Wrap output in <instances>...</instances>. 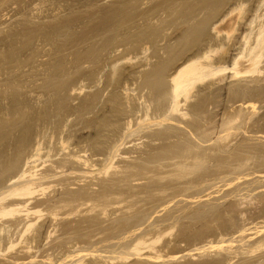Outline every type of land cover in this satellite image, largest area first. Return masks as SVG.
<instances>
[{
  "label": "rangeland",
  "instance_id": "rangeland-1",
  "mask_svg": "<svg viewBox=\"0 0 264 264\" xmlns=\"http://www.w3.org/2000/svg\"><path fill=\"white\" fill-rule=\"evenodd\" d=\"M239 6L245 10L232 45H226L229 54L225 64H231L240 53L245 35H250L253 42L264 22V0H0V180L6 185L0 186V194L12 185L8 179L11 174L29 169L30 163V168L34 166L39 174H50L44 179V186L32 195L42 209L32 229L38 232L41 228L35 232L37 247L28 255L22 253L26 252L21 249L22 244L12 249L4 246L1 264H264V99L253 100L257 106L260 104L256 111L248 103L230 101V90L236 81L231 69L206 80L205 83L211 82L220 89L221 103L204 105L202 119L211 115L213 123L202 126L205 138L197 140L209 156H205L201 172L192 174V183H179L178 177L189 178H183L187 174L181 169L177 172L172 154L167 153L171 157L167 167L158 160L165 157L161 154L164 145L148 136L157 126H150L148 121L139 124L148 107L152 111L162 103L163 92L170 85L166 75L169 67L186 54L203 50L217 38L215 23ZM261 67L264 73V58ZM251 80L245 81L253 83ZM196 94L192 103L199 101L204 92ZM215 107L219 109L214 110ZM238 112L241 116L236 125L240 128L227 131L225 121ZM185 128L191 137V130ZM62 138L71 141L70 149H62ZM115 146L120 151L113 163L121 168L117 166L101 174V185H90V198L96 202L67 216L78 208V202L75 207L70 204L64 208L63 203L57 206L55 196L63 188L68 198H74L69 189L78 188L75 178L79 176L68 174L62 177L68 181L63 187L55 184V161L68 160V153H76L80 147H91L87 155L96 153L94 160H104L112 151L117 154ZM243 146L254 153L247 149L246 153ZM102 150L105 151L101 154ZM96 174L89 176L86 183ZM71 183H75V188ZM19 200L12 197L8 202ZM258 203L256 208L254 204ZM231 204H239V208L231 212L227 208ZM93 206L97 208L90 210ZM181 207L187 216L181 223L187 221V225L183 228L178 222L174 229L172 223L177 216H184ZM194 210L202 211L203 216H193ZM55 211L65 214L57 220ZM166 213L173 214L171 220L161 222ZM22 214L0 216V226L6 228L0 236L17 239L24 226L18 228L12 222ZM231 216L235 217L236 227L246 230L232 233ZM133 221L143 224L134 228L130 225ZM55 222L59 229L51 225ZM157 225H164L163 230L159 229L160 240L154 243L150 240L153 237L147 236L150 247L140 245L143 255H137L133 247L138 234ZM258 240L261 242L256 244ZM151 251L161 252L162 257L150 258Z\"/></svg>",
  "mask_w": 264,
  "mask_h": 264
},
{
  "label": "bare ground",
  "instance_id": "bare-ground-1",
  "mask_svg": "<svg viewBox=\"0 0 264 264\" xmlns=\"http://www.w3.org/2000/svg\"><path fill=\"white\" fill-rule=\"evenodd\" d=\"M65 1V0H64ZM238 2V1H237ZM242 1H240L241 3ZM57 3V2H56ZM245 3V2H244ZM242 4V3H241ZM246 4V3H245ZM244 4V5H245ZM240 5V4H239ZM236 6V5H235ZM244 8H242V6L238 7V8H233L232 10L229 11V13L224 17L221 18L217 23H215L214 30L217 33V38L215 37L211 43L209 42V44L203 49H198V51L191 53V54H186L184 57L181 58L180 62L174 63L171 65V67H169V71L167 72V77L169 78V83L170 85L168 86V88H165L164 92H163V101L161 104H158V107H156L155 109H150V107H148L145 111V118H141L139 121L140 123H143L144 121H148L149 125H155L157 126L155 128V132L149 133V137L151 136V138H155L157 140H160L161 142L159 143L164 145V149L161 148L162 153L164 154L165 157H160V159L158 158V160H162L165 162L164 167H167L168 165L166 164L168 162V160H170V156L167 155V153L172 154V159L175 158V163L174 166H176V170L178 172L179 169H181L180 171L183 172L184 174L186 173L187 175H185L186 177L183 176V178H189L188 180H182V177H178L179 183L184 184V183H192V181L194 180V178H192V176L194 175V173L196 172V174H199L201 171V167L203 165V163L205 162V160H207L205 158V156H209L207 155V153H204L205 151L203 150L204 148L202 147V145H200V141L197 139H202L205 138V136L203 135V130H202V126H207L205 124H207L208 122H212L213 120L211 119V115H207L210 116L209 118H206L205 120L202 119L203 117V113L204 112V105L207 104L208 102H210V104L212 105H219L220 102V97H218L219 93L221 92L219 88H215L213 83H205L207 79L209 78H214V76L218 75L219 73L225 72L228 69H231L236 77V81H234V85L232 86L231 90H230V101H240L242 105H246L247 103L250 104L251 108L256 111V109H258L260 107L261 102H259V106H257V103L254 102L253 100H262L264 99V82L263 79L264 77L262 76L263 73V69L261 67V64L263 63V58H264V22H262L263 24L259 25L256 34L254 36V40L253 42L251 41V37L250 35H245L244 38V44H243V48L240 51V53L235 56L233 62L231 64H225L224 62L227 60L228 58V50H226V45H232L231 42H233V39H235L236 35H237V31H238V26H239V22L241 21V14ZM229 10V9H228ZM245 10V9H244ZM245 12V11H244ZM247 12V11H246ZM244 17V15H243ZM258 17V16H257ZM242 19V18H241ZM259 19V18H258ZM261 20V19H260ZM254 21V20H253ZM256 22V20H255ZM253 24V23H252ZM258 24V23H257ZM252 26V25H251ZM252 28V27H250ZM177 30V29H176ZM254 31V29H253ZM246 33V32H245ZM250 34V33H249ZM223 36V37H222ZM251 36H253V34H251ZM218 37H222V38H218ZM165 40V39H164ZM163 40V41H164ZM234 45V44H233ZM144 46V45H143ZM148 48V47H147ZM144 49V48H143ZM146 49V48H145ZM148 50V49H147ZM221 53V54H220ZM220 54V57L217 58V55ZM232 58V57H231ZM227 63V62H226ZM140 72V71H139ZM141 75V74H140ZM252 79L251 81L253 83H249L248 79ZM230 79V78H229ZM219 80V79H218ZM225 80V79H223ZM220 81V80H219ZM217 84V83H216ZM219 84V83H218ZM225 91V90H224ZM199 93V95L201 93L204 92V94L202 95L203 97L197 101V102H193L192 103V98L195 97L194 95L196 93ZM195 93V94H194ZM159 95V94H158ZM197 95V94H196ZM227 95V94H226ZM160 96V95H159ZM221 96V95H220ZM223 96V95H222ZM196 98V97H195ZM154 99V98H153ZM158 99V98H157ZM160 99V98H159ZM224 100V99H223ZM152 101V100H151ZM155 101V100H154ZM146 102V101H145ZM148 102V101H147ZM153 102V101H152ZM264 103V102H263ZM240 105V104H239ZM221 106V105H220ZM219 106V107H220ZM234 106V105H233ZM207 107V106H206ZM219 107H215L214 110L219 109ZM209 108V107H208ZM207 108V109H208ZM236 108V106H234V109ZM263 108V107H262ZM261 108V109H262ZM206 109V110H207ZM210 109V108H209ZM230 109V108H229ZM233 109V108H232ZM231 109V110H232ZM251 111V110H250ZM249 111V114L251 113ZM211 112V111H209ZM206 112V113H209ZM256 113V112H255ZM144 116V115H143ZM241 116V113L238 112L237 115L233 118H230L229 120L225 121L224 126H226V130L227 131H232L234 129V131H236L235 129H237L238 127L240 128V126L236 125L239 117ZM213 117H215L213 115ZM212 117V118H213ZM205 118V117H204ZM263 119V118H262ZM203 120V121H202ZM215 120V119H214ZM130 122V121H129ZM213 123V122H212ZM128 124H131L128 123ZM215 124V123H214ZM240 125V124H239ZM73 126V125H72ZM185 126H188L189 129L191 130V134L192 136L189 137V135L187 134V130L185 128ZM214 126V125H213ZM61 127V126H60ZM68 127V126H67ZM119 127V126H118ZM233 127V129H232ZM130 128V127H129ZM132 128V126H131ZM215 128V127H214ZM219 126L216 128L218 129ZM252 128V127H251ZM255 128V126H254ZM264 128V127H263ZM232 129V130H231ZM98 130V129H97ZM210 130V129H208ZM215 130V129H214ZM239 130V129H238ZM153 131V130H152ZM213 131V129H212ZM226 131V132H227ZM244 131V130H243ZM256 131V130H255ZM62 132V131H61ZM85 132V131H84ZM137 132V131H136ZM217 132V130H216ZM65 133V132H64ZM73 133V132H72ZM140 133V132H139ZM228 133V132H227ZM249 133V132H248ZM99 134V133H98ZM123 134V133H122ZM121 134V135H122ZM133 134V133H132ZM138 134V133H137ZM61 136V135H60ZM95 136V135H94ZM222 136V135H221ZM244 136V135H243ZM74 137V136H73ZM188 137V138H187ZM69 138V137H67ZM65 139L62 138L60 140V143H62V149L63 146L64 148H69V145L71 144V139ZM122 138V137H121ZM147 138V137H146ZM150 138V139H151ZM212 138V137H211ZM187 139V140H186ZM244 139V138H243ZM94 140V139H93ZM156 140V141H157ZM186 140V141H185ZM239 140V139H238ZM242 140V138H241ZM240 140V141H241ZM85 141V139H84ZM113 141V140H112ZM155 141V142H156ZM199 141V142H198ZM246 141V140H245ZM95 142V141H94ZM242 142V141H241ZM118 143V141H117ZM222 143V142H221ZM101 144V143H100ZM208 144V143H207ZM244 144V142L242 143V145ZM248 144V143H246ZM252 145L254 143H251ZM60 145V144H59ZM84 145V144H83ZM161 145V146H162ZM212 145V144H211ZM228 145V144H227ZM227 145L224 147L226 148ZM234 145V144H233ZM255 145V144H254ZM261 145V144H260ZM39 146V145H38ZM41 146V145H40ZM74 146V145H73ZM85 146V145H84ZM125 146V145H124ZM150 146V145H149ZM204 146V145H203ZM209 146V145H208ZM208 146L206 147V149L208 148ZM216 146V145H214ZM222 146V145H221ZM72 147V146H71ZM104 147V146H103ZM154 147V146H152ZM159 147V146H158ZM218 148V146H216ZM223 147V146H222ZM244 147V146H243ZM241 147V148H243ZM254 147V146H252ZM259 147V148H258ZM91 147H89V150ZM95 148V147H94ZM109 148V147H108ZM116 148V153L119 150L118 146H115ZM145 148V147H144ZM238 148V147H237ZM245 148V152L247 149V152L250 153V151L252 150H248L249 147H244ZM258 148V149H257ZM258 151L261 150L260 146H257ZM263 148V147H262ZM70 149V148H69ZM68 149V150H69ZM102 149V148H101ZM211 149V148H210ZM215 150V148L212 147V150ZM251 149V148H250ZM39 150V149H38ZM65 150V149H64ZM87 148L84 147H80L79 150H77V154L74 152H69L68 154L69 159L63 161L62 159H58L57 161H55V184L60 183L61 187L62 184H66L67 178L62 179V177L67 176L68 174L72 175V173H75L77 176H79L78 178H75V181L77 179V181H79L77 184L78 188L76 189H69L70 194H75V197L73 198V196L71 198L67 194L65 195V193L63 192V188L62 191H58V193H56L55 196V203L58 204L59 203H63L64 204V208L66 206L70 207V204L75 207V203L78 202L77 206L78 208H73L71 213L66 214L67 216H71V214H75L76 211L78 209H80L81 207L84 206H88L91 203H93L92 198H90V195L92 196V194H89L90 191H88L89 187L91 188L90 185H101L102 182L104 181L102 175L107 174L108 171L112 168H117L118 163L114 164L113 160H115V157H117L118 153L115 154V152L112 151V153L110 154V156L108 158H105L104 160H94L93 157L94 155H96V153L94 155H92L90 157V155H87V152L89 151ZM148 150V149H146ZM208 150V149H207ZM242 150V149H241ZM256 150V151H257ZM61 151V150H60ZM98 151V150H97ZM103 151H100V153L102 154ZM120 151V150H119ZM142 151V150H140ZM150 151V150H149ZM158 151V150H157ZM232 151V149H231ZM244 151V150H243ZM242 151V152H243ZM264 151V150H263ZM82 152V154H81ZM83 152L85 154H83ZM207 152V151H206ZM213 152V151H212ZM242 152H240L239 154H241ZM246 152V153H247ZM260 152V151H259ZM39 153V152H38ZM93 153V152H92ZM98 153V154H100ZM110 153V152H109ZM150 153V152H147ZM238 153V151H237ZM252 153H254L252 151ZM120 154V153H119ZM209 154V153H208ZM213 154V153H212ZM216 154V153H215ZM222 154V153H221ZM244 154V153H242ZM241 154V155H242ZM59 155V152H58ZM87 155V156H86ZM109 155V154H108ZM122 154H120L121 156ZM211 155V154H210ZM226 155V154H225ZM234 155V154H233ZM237 155V154H236ZM256 155H258V153H256ZM36 156V155H35ZM99 156V155H98ZM106 156V155H105ZM119 156V157H120ZM123 156V155H122ZM127 156V155H126ZM151 156V154H150ZM149 156V157H150ZM169 156V157H168ZM229 156V155H228ZM226 156V157H228ZM34 157V156H32ZM30 157V158H32ZM41 157V156H40ZM103 157V155H102ZM215 157V156H214ZM224 157V156H223ZM235 157V156H234ZM233 157V158H234ZM246 157V155H245ZM255 157V156H254ZM258 157H260L258 155ZM262 162L264 164V154L262 156ZM96 158V157H95ZM211 158V156H210ZM217 158V157H215ZM222 158V157H221ZM230 158V157H229ZM237 158V157H235ZM244 158V157H243ZM27 159V158H26ZM127 159V158H126ZM140 159V158H138ZM150 159V158H149ZM153 159H157L155 158H151ZM150 159V160H151ZM212 159V158H211ZM239 160V158H237ZM31 160V159H30ZM100 160V161H99ZM130 160H132L130 158ZM149 160V161H150ZM219 159H216V161ZM235 159H233L234 161ZM246 160H248L246 158ZM245 160V161H246ZM251 160V159H250ZM27 161V160H26ZM29 161V160H28ZM33 161V160H32ZM36 161V160H34ZM143 161V160H142ZM148 161V162H149ZM156 161V160H155ZM214 161V160H213ZM220 161V160H219ZM224 161V160H222ZM228 161V160H226ZM224 161V162H226ZM260 161V160H259ZM145 162V161H144ZM147 162V163H148ZM152 162V161H151ZM150 162V163H151ZM221 162V161H220ZM223 162V163H224ZM28 164V162H26ZM146 163V162H145ZM144 163V164H145ZM159 163V162H158ZM217 163V162H216ZM35 164V163H34ZM142 164V163H140ZM153 164V163H152ZM10 165V164H9ZM31 163L29 164V169L26 168L24 169L21 173H16L18 174V176L15 174V176H13L11 174V177H9V181L12 180V185L10 186V188L7 191H4L3 193L0 194V216L2 217H6V216H12L15 214H22L23 216L21 217H16V219L12 222V224H15L18 226V228L20 227L21 224H23V230L17 235V239L12 238V240L8 239L9 236L6 238L4 236H0V252H2V248L5 246V248H9L12 249L15 246L22 244L21 248L22 250H26V252H22V253H33L34 251H32L34 249V247H37L35 244V242H37V237L35 236V232L37 231H33V226H35L36 224V219L39 217V213H41L42 209L36 205V201L33 200V194L37 191V189L39 187H43L44 184L46 183L44 181V179H46L48 177V175H50L48 172V174H39V170H34L36 169L34 166L33 168H30ZM121 165V164H120ZM237 165V164H236ZM52 166V165H51ZM135 166V165H133ZM138 166V165H137ZM146 166H148L146 164ZM171 166V165H170ZM169 166V167H170ZM233 166V165H232ZM238 166V165H237ZM37 167V166H36ZM39 167V166H38ZM129 167V166H128ZM215 167V166H214ZM221 167V165H220ZM225 167V166H224ZM7 168V167H6ZM53 168V167H52ZM118 168H121L118 166ZM130 168V167H129ZM209 168V167H208ZM68 169L74 170L68 172ZM156 169V168H155ZM214 169V168H212ZM258 169V168H257ZM117 170V169H116ZM150 170V169H148ZM206 170V169H205ZM261 170V169H260ZM262 170H264V167L262 168ZM16 171V170H15ZM67 171V173H66ZM151 171V170H150ZM171 171V170H170ZM204 171V170H203ZM215 171V170H214ZM219 171V170H218ZM226 171V170H225ZM228 171V170H227ZM52 172V171H50ZM78 172V173H77ZM97 172V174L95 173ZM139 172V170H138ZM172 172V171H171ZM170 172V174H171ZM211 172V171H209ZM213 172V171H212ZM220 172V171H219ZM263 172V171H262ZM261 172V173H262ZM129 173V172H128ZM203 173V172H202ZM201 173V174H202ZM54 174V172H53ZM96 174L95 176H92V178H90L89 183H86L87 180L89 179V176ZM102 174V175H101ZM120 174V173H119ZM164 174V173H163ZM168 174V173H167ZM193 174V175H192ZM206 174V173H204ZM204 174L202 176H204ZM208 174V173H207ZM99 175V176H98ZM145 175H149V174H145ZM160 174H158L159 176ZM214 175V174H212ZM237 175V173H236ZM253 175V174H252ZM143 176V175H142ZM150 176V175H149ZM166 176V175H165ZM206 176V175H205ZM257 176V175H256ZM7 177V176H6ZM167 177V176H166ZM174 177V176H173ZM177 177V176H176ZM175 177V178H176ZM52 178V177H51ZM136 178V177H135ZM159 178V177H158ZM174 178V179H175ZM163 179V178H162ZM177 179V178H176ZM62 180V183L61 181ZM168 180V179H167ZM205 180V179H204ZM57 181V182H56ZM70 181V180H69ZM161 181V180H160ZM82 182V183H81ZM85 182V183H83ZM106 182V181H105ZM110 182V181H109ZM163 182V180L161 181ZM8 183V182H7ZM104 183V182H103ZM166 183V182H165ZM0 186H6L3 185L4 184V180L1 179L0 180ZM72 186L74 187L73 184L75 183H71ZM173 184H175L173 182ZM201 184V182H200ZM230 184V183H229ZM59 185V186H60ZM68 185V183H67ZM64 185V186H67ZM70 185V183H69ZM165 185V184H164ZM175 186L177 187V184H175ZM179 186V185H178ZM60 187V188H61ZM69 187V186H68ZM105 187V186H104ZM3 188V187H2ZM59 188V187H58ZM66 188V187H65ZM75 188V187H74ZM175 188V187H174ZM239 188V187H238ZM160 189V188H159ZM170 189V187H169ZM183 189V188H182ZM197 189V187H196ZM242 189V188H241ZM59 190V189H58ZM61 190V189H60ZM66 190V189H65ZM93 190V189H92ZM91 190V191H92ZM164 190V189H163ZM57 191V190H56ZM55 191V192H56ZM160 191V190H159ZM184 191H188L187 188L184 189ZM191 191V190H190ZM68 192V193H69ZM175 192V191H174ZM167 193V192H166ZM169 194V193H168ZM171 194V193H170ZM175 194V193H174ZM177 194V193H176ZM173 195V194H172ZM171 195V196H172ZM182 195H185L182 193ZM189 197L194 198L195 194H189ZM205 196V195H204ZM220 196V195H219ZM259 196V195H258ZM12 197H17L20 198L19 201H14L8 202L9 198ZM167 197V196H166ZM170 197V196H169ZM250 197V196H249ZM164 197H162L163 199ZM215 198V197H214ZM245 198V197H244ZM258 198V197H257ZM175 197H173L171 200H174ZM235 199V198H234ZM251 199V198H250ZM233 200V199H232ZM240 200V199H239ZM162 201V200H161ZM39 202V201H38ZM96 202V201H95ZM229 202V201H228ZM235 203V201H232V203ZM264 202V201H263ZM40 203V202H39ZM54 203V202H53ZM123 203V202H122ZM161 203V202H159ZM171 203V202H168ZM212 203V202H211ZM227 203V202H226ZM255 203V202H254ZM35 204V205H34ZM41 204V203H40ZM121 204V203H120ZM44 205V204H42ZM95 205V204H94ZM164 205V204H162ZM232 206H227L228 209L231 210V212H234L236 210V208L238 209L239 207H237L239 204H231ZM243 205V204H242ZM242 205H240L242 207ZM255 207L257 208L259 203L254 204ZM262 205V204H261ZM60 206V205H59ZM71 206V208H72ZM98 206V205H97ZM196 206V205H195ZM206 206V205H205ZM211 206V205H210ZM214 206V205H213ZM56 207V205H55ZM53 207V208H55ZM63 207V206H61ZM57 208L60 211V208ZM96 206H93L91 208H89L90 210H92L93 208H95ZM264 207V206H263ZM262 207V208H263ZM97 208V207H96ZM132 208V207H131ZM197 208V207H196ZM202 208V207H201ZM204 208V207H203ZM261 208V207H260ZM261 208V209H262ZM56 209V210H57ZM77 209V210H76ZM82 209V208H81ZM80 209V210H81ZM104 209V208H103ZM142 208H140L141 210ZM182 209V210H181ZM251 209V208H250ZM249 209V210H250ZM260 209V211H261ZM44 210V209H43ZM54 210V209H53ZM89 210V211H90ZM94 210V209H93ZM107 210V209H105ZM179 210V209H178ZM180 210L182 211V214L184 213V207H181ZM179 210V211H180ZM189 210V209H188ZM201 210V209H200ZM224 211H228L227 209H223ZM258 210V209H257ZM256 210V211H257ZM263 210V209H262ZM59 211H55V219H59V216L61 214H65V213H61L59 214ZM70 211V210H69ZM87 211V210H86ZM192 211V209H191ZM254 211V210H253ZM253 211H251V213H253ZM75 212V213H73ZM79 212V211H78ZM105 212V211H104ZM190 212V211H189ZM187 212V214L189 213ZM206 212V211H205ZM223 212V211H222ZM229 212V211H228ZM245 212V211H244ZM54 213V212H53ZM263 213V212H262ZM149 214V213H148ZM169 214V213H168ZM167 213L165 214V218L164 216H162L161 218V222L163 221H168L169 219L171 220V217L173 214H169ZM190 214V213H189ZM202 211L199 210H194L193 212V216L195 217H199V216H203L202 215ZM205 214V213H204ZM221 214V213H220ZM226 214V213H225ZM229 214V213H228ZM242 214V213H241ZM261 214V212L259 213ZM65 215V217H66ZM168 215V216H167ZM184 215V214H183ZM230 215V214H229ZM227 215V216H229ZM247 215V214H246ZM256 215V214H255ZM264 215V214H263ZM38 216V217H37ZM170 216V217H169ZM190 216V215H189ZM188 216V217H189ZM261 216V215H259ZM61 217V216H60ZM64 217V218H65ZM263 217V216H262ZM63 218V219H64ZM83 218V217H82ZM187 218V216H177V220H175L174 224L172 223L173 228L176 227L175 224L180 222H184V219ZM223 218V217H222ZM13 219V218H12ZM62 219V220H63ZM227 219V218H226ZM1 220V219H0ZM83 220V219H82ZM130 220V219H129ZM174 220V219H173ZM10 221V220H9ZM141 221V220H140ZM193 221V220H192ZM232 225V227H234V230L232 233L235 234L234 231H242V230H246L244 227H236V220L234 216H231V219L229 220ZM8 222V221H7ZM6 222V223H7ZM54 222V221H53ZM61 222V221H60ZM59 222V223H60ZM64 222V221H63ZM74 222V221H73ZM129 222V221H128ZM236 222V223H235ZM257 222V221H256ZM2 223V222H1ZM11 224V222H9ZM58 223V221H57ZM55 222V224L51 225H55V229H59L58 228V224ZM71 223V222H69ZM75 223V222H74ZM77 223V222H76ZM79 223V222H78ZM132 227H139L138 225L143 224V222H139L136 221L134 222H130ZM133 223V224H132ZM187 225V221L185 222ZM185 223H181L183 226V228L186 226L184 225ZM191 223V222H189ZM242 223V222H241ZM249 223V222H248ZM259 223V222H258ZM72 224V223H71ZM179 224V223H178ZM224 224L226 225V222H224ZM255 224V223H254ZM62 226V224H59ZM64 225V224H63ZM68 225V224H67ZM66 225V226H67ZM70 225V224H69ZM76 225V224H75ZM162 225V224H161ZM172 225H170V227L172 228ZM230 225V224H227ZM128 226V225H127ZM149 226V225H148ZM147 226V227H148ZM158 226V227H157ZM155 227V229L152 230H145L142 231L140 234H138L137 238H136V244H134L135 246L133 247V250L135 251V253L137 255H143L141 252L143 250V248L140 247V245H146L147 247H150L151 243H148V241L150 242H158L161 238L160 235L161 232H159V229L163 230V226L157 225ZM166 226V225H165ZM181 226V225H180ZM1 227V226H0ZM14 226H12L13 228ZM64 227V226H63ZM72 227V226H71ZM231 227V225H230ZM129 228V227H128ZM157 228V229H156ZM167 228V227H166ZM181 228V227H179ZM5 227H1L0 231L5 230ZM41 229V228H40ZM38 229V232L39 230ZM61 229V227H60ZM69 229V227H68ZM165 229V228H164ZM175 229V228H174ZM182 229V228H181ZM227 229V228H226ZM229 229V226H228ZM14 230V229H13ZM137 229L133 230V232L135 233ZM20 231V230H19ZM33 231L34 233L32 234ZM63 231V229H62ZM168 231V230H167ZM199 231V230H198ZM226 231V230H225ZM4 232V231H3ZM8 232V231H7ZM31 232V233H30ZM36 232V233H38ZM41 232V231H40ZM201 232V231H200ZM228 232V230H227ZM163 233V232H162ZM198 233V232H197ZM202 233V232H201ZM216 233V232H215ZM231 233V232H230ZM17 234V233H16ZM199 234V233H198ZM221 234V233H219ZM39 235V234H38ZM159 235L158 237L155 238V236ZM197 235V234H196ZM227 235V234H226ZM147 236H152L153 238H151L150 240H148L146 237ZM223 236V235H221ZM16 237V235H15ZM39 237V236H38ZM230 237V236H229ZM241 237V236H240ZM243 237V235H242ZM11 238V235H10ZM195 238H197V236H195ZM219 238V237H218ZM217 238V239H218ZM244 238V237H243ZM8 239V240H7ZM148 241H147V240ZM238 239V238H237ZM10 240V241H9ZM263 240V239H262ZM9 242V243H8ZM212 242V241H211ZM258 242H261V240H258L257 242H255L256 244ZM38 243V242H37ZM78 243V242H77ZM210 243V242H209ZM85 244V243H84ZM81 246V245H80ZM87 246V245H86ZM169 246V245H168ZM152 247V246H151ZM16 248V247H15ZM145 248V247H144ZM153 248V247H152ZM39 249V248H38ZM37 249V250H38ZM155 249V248H153ZM152 249V250H153ZM7 250V249H6ZM36 250V248H35ZM21 251V250H20ZM157 251V248H156ZM152 252V251H151ZM155 252V251H154ZM163 252V251H162ZM14 253V252H13ZM29 253H27L29 255ZM153 253V252H152ZM161 253V252H160ZM159 252L157 253H153V254H148L150 258L153 259H160L162 257V254H160ZM69 254V253H68ZM33 257L35 256V254H32ZM23 256V255H22ZM50 256V255H49ZM17 257V256H16ZM48 257V256H47ZM19 260V257H17ZM37 258V257H36ZM24 259V258H22ZM3 260V259H2ZM60 260V259H59ZM31 262V261H30ZM35 262V261H34ZM27 263V262H26ZM1 264V263H0Z\"/></svg>",
  "mask_w": 264,
  "mask_h": 264
}]
</instances>
